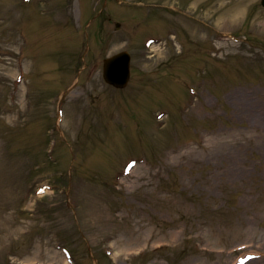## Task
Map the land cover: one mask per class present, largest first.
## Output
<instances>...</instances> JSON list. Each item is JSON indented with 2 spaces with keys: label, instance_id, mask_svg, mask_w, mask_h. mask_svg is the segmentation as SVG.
<instances>
[{
  "label": "rangeland",
  "instance_id": "374dc122",
  "mask_svg": "<svg viewBox=\"0 0 264 264\" xmlns=\"http://www.w3.org/2000/svg\"><path fill=\"white\" fill-rule=\"evenodd\" d=\"M123 49L115 89L101 63ZM61 246L264 264L259 0H0V264H67Z\"/></svg>",
  "mask_w": 264,
  "mask_h": 264
},
{
  "label": "water",
  "instance_id": "95a60500",
  "mask_svg": "<svg viewBox=\"0 0 264 264\" xmlns=\"http://www.w3.org/2000/svg\"><path fill=\"white\" fill-rule=\"evenodd\" d=\"M264 5V0H261ZM129 56L126 52H120L103 60V77L115 86L125 85L128 78Z\"/></svg>",
  "mask_w": 264,
  "mask_h": 264
},
{
  "label": "bare ground",
  "instance_id": "6f19581e",
  "mask_svg": "<svg viewBox=\"0 0 264 264\" xmlns=\"http://www.w3.org/2000/svg\"><path fill=\"white\" fill-rule=\"evenodd\" d=\"M254 261V260H253Z\"/></svg>",
  "mask_w": 264,
  "mask_h": 264
}]
</instances>
